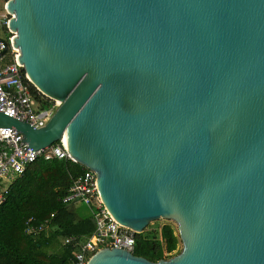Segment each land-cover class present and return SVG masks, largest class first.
Masks as SVG:
<instances>
[{"label":"water","instance_id":"95a60500","mask_svg":"<svg viewBox=\"0 0 264 264\" xmlns=\"http://www.w3.org/2000/svg\"><path fill=\"white\" fill-rule=\"evenodd\" d=\"M43 129L0 112L30 148L63 134L105 207L184 244L152 263L119 248L87 264H264V0H8Z\"/></svg>","mask_w":264,"mask_h":264},{"label":"built area","instance_id":"2783aa9c","mask_svg":"<svg viewBox=\"0 0 264 264\" xmlns=\"http://www.w3.org/2000/svg\"><path fill=\"white\" fill-rule=\"evenodd\" d=\"M7 2L0 0V26L8 29L11 14L7 10ZM8 32V38L0 39V112L26 122L36 130L43 129L60 103L47 98L33 84L19 63L20 52L14 47L15 34ZM65 137L63 134L54 144L34 150L24 142L20 132L14 128L0 127V207L6 203L12 185L37 161L59 160L78 164L68 151ZM84 169L61 202L68 206H86L93 217L95 230L89 236L65 237L62 239L63 246L73 250L74 264H87L98 251L105 248L125 249L134 254L137 233L112 216L99 193L96 172ZM51 219L38 226L35 219H29L27 236L34 240L48 233Z\"/></svg>","mask_w":264,"mask_h":264},{"label":"trees","instance_id":"16d2710c","mask_svg":"<svg viewBox=\"0 0 264 264\" xmlns=\"http://www.w3.org/2000/svg\"><path fill=\"white\" fill-rule=\"evenodd\" d=\"M3 28L6 39L10 33ZM84 170L79 164L59 160H39L27 168L0 207V264H74L73 250L60 241L68 236H89L95 225L89 211L82 215L61 200ZM31 218L37 226L51 219L48 233L30 239L26 229ZM180 243L172 225L162 226L160 238L147 227L135 235L134 255L158 263L167 260Z\"/></svg>","mask_w":264,"mask_h":264},{"label":"rangeland","instance_id":"374dc122","mask_svg":"<svg viewBox=\"0 0 264 264\" xmlns=\"http://www.w3.org/2000/svg\"><path fill=\"white\" fill-rule=\"evenodd\" d=\"M73 208H75L76 210H78L82 215H88V209L86 206H82V205H73ZM166 224H169V225H172L176 230H177V233L179 234L178 232V224L174 221V220H170V219H160L158 221H155V222H152L149 224L148 226V232H154L155 234H157L160 238V231H161V228L162 226L166 225ZM60 243H62V240L60 241ZM184 250V244L183 242L181 241V243L178 245V248L175 252H173L169 258L167 260H170L172 258H175L177 257L178 255H180Z\"/></svg>","mask_w":264,"mask_h":264},{"label":"crops","instance_id":"0c3cea01","mask_svg":"<svg viewBox=\"0 0 264 264\" xmlns=\"http://www.w3.org/2000/svg\"><path fill=\"white\" fill-rule=\"evenodd\" d=\"M7 33L2 26H0V39H4Z\"/></svg>","mask_w":264,"mask_h":264},{"label":"bare ground","instance_id":"6f19581e","mask_svg":"<svg viewBox=\"0 0 264 264\" xmlns=\"http://www.w3.org/2000/svg\"><path fill=\"white\" fill-rule=\"evenodd\" d=\"M65 140H67V137H65Z\"/></svg>","mask_w":264,"mask_h":264}]
</instances>
